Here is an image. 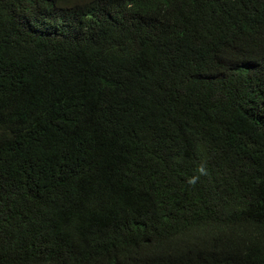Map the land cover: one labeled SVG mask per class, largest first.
Instances as JSON below:
<instances>
[{
    "label": "trees",
    "instance_id": "1",
    "mask_svg": "<svg viewBox=\"0 0 264 264\" xmlns=\"http://www.w3.org/2000/svg\"><path fill=\"white\" fill-rule=\"evenodd\" d=\"M0 264H264V0H0Z\"/></svg>",
    "mask_w": 264,
    "mask_h": 264
}]
</instances>
